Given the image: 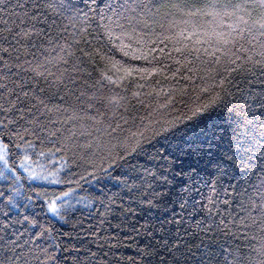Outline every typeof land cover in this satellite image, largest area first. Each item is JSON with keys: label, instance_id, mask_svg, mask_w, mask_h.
Returning a JSON list of instances; mask_svg holds the SVG:
<instances>
[{"label": "trees", "instance_id": "trees-1", "mask_svg": "<svg viewBox=\"0 0 264 264\" xmlns=\"http://www.w3.org/2000/svg\"><path fill=\"white\" fill-rule=\"evenodd\" d=\"M26 2L30 7V0H0V9H11L12 5ZM53 2L58 10L48 9L46 15L49 23L54 19L56 24L46 28L47 35H33L26 41V46L36 44V48L31 49L35 60L32 55L20 61L9 60L0 53L11 66L7 69L0 63V84L7 85L0 88V121L15 120V124H8L12 131L25 127L35 132V135L25 136L32 144L28 147L24 141L6 136L0 125V142L8 145L7 161L17 169L14 174L0 165V171L7 176V179L0 176V193H4L0 196V225L28 216L52 229L51 238L46 235L39 239H33L25 231L26 224H17L14 230L24 233L19 237L20 244L28 241L29 247L39 244L47 248L55 264H173L172 257L160 246L164 233L154 231L152 226L159 228L157 218L170 219L174 210L179 213L177 219L184 217L181 227L192 233L186 238L193 244L203 240L217 251L223 245L233 250L240 248L245 256L250 252L255 256L253 250L258 249L264 235L259 230V209L264 207L261 201L264 194V121L260 119L264 109L259 107L264 76L258 69L250 71L245 66L233 72L231 68L235 65L223 61L216 64L212 57L202 53L199 59L189 54L193 48L208 47L205 41L209 36L200 29L187 40L167 39L186 27L180 23L179 27L169 29L167 20L161 19L170 9L159 6L176 0H139L159 8L154 18L157 23L149 20L148 27L138 26L130 35H122L121 29L114 28L111 41L102 28L108 21L100 17L111 15L105 4L115 7L123 0ZM60 3L70 5V10L59 9ZM77 9L87 13L91 22L82 16L77 19L73 15ZM14 11L19 13L21 9ZM180 19L178 16L177 21ZM212 20L213 17H206L198 22L210 32L214 25L205 21ZM24 27L27 30L28 26ZM37 27L45 25L41 23ZM187 27L191 31V26ZM124 31L131 32L127 27ZM125 52L128 55H124ZM25 59L32 61L33 67L37 61L42 64L37 71L44 76L33 72L24 63ZM17 63L22 67H15ZM105 77H111V81ZM39 89L44 91L41 93ZM34 90L45 100L47 108H32ZM25 92L29 93L28 98L24 97ZM217 94L223 97L222 102L205 113L193 135L203 141L214 133L219 135L221 128L229 136L231 130H235L232 138L242 145L238 149L241 154L222 165L224 174L211 166L201 172L198 193L194 194L199 201L197 211L189 207L181 212L177 204L163 215L161 210H152L151 215L141 213L134 199L135 192L130 193L114 179L94 178L101 175L100 168H107L104 158L108 155L109 141L111 145L117 143L108 133L116 125H120V129L112 135L121 137L129 132L143 131L144 125L150 122L152 127L159 128L160 124L190 115V108L197 103L207 104ZM10 105H15L14 109L5 112ZM184 123L192 125L194 122ZM52 132L56 135H51ZM15 144L22 146L16 148ZM25 155L29 159L23 163L40 169L48 176V182L32 179L20 167ZM191 159L181 157L175 165L176 171L179 172L181 166L187 171L186 165ZM119 175L118 169L112 170L113 177ZM179 187L176 184L177 190ZM13 188L17 192H13ZM65 192L68 196H61ZM36 193L48 195L38 197ZM53 194L60 197L56 212L48 207ZM10 196L19 208L9 204ZM121 207H132L135 211L122 215ZM252 219L257 221L255 225ZM197 222L200 230L196 228ZM31 231L38 233L39 228ZM148 252L151 254H146ZM41 261L52 264L46 256H41Z\"/></svg>", "mask_w": 264, "mask_h": 264}, {"label": "snow or ice", "instance_id": "snow-or-ice-1", "mask_svg": "<svg viewBox=\"0 0 264 264\" xmlns=\"http://www.w3.org/2000/svg\"><path fill=\"white\" fill-rule=\"evenodd\" d=\"M159 7L170 9L161 19L168 22L169 29L179 27L182 23L186 27L180 29L175 36H169L167 39L180 42L177 37L187 40L189 36L196 35L197 29L204 32L209 39L205 41L208 47L193 48L189 54H194L197 59L201 53L205 56L212 57L213 62L220 64L222 61L228 65H235L231 71H236L239 68L247 66L248 70H259L261 76H264V0H241V2L233 3L232 0H176L173 3L161 4ZM19 8V13L14 9ZM58 10L57 4L53 0H30L29 3H17L11 6V9H0V53L8 56L9 60L20 61L22 57L29 55L35 56L31 49L36 48V44L26 46V41L31 40L33 35L37 37L47 35L46 28H51L56 24L53 19L49 23V17L46 15V10ZM59 9L70 10V5L64 3L59 4ZM105 9L111 13L105 17L101 15L100 19H107V23L102 25L103 31L111 41V34L114 28L121 29L122 35H130L134 33L138 26L148 27V21L157 23L154 19L159 14V8L154 4L139 2V0H123L113 7L111 4H105ZM155 9V11H154ZM77 19L83 17L88 21L87 13H81L78 9L73 13ZM3 16H7L4 19ZM181 17L177 21V17ZM113 17L115 19H113ZM213 17L211 22L214 26L210 32L204 29V26L198 21L202 18ZM231 20V23H227ZM89 23L91 21H88ZM44 24L45 27H37V24ZM24 25H27V30ZM191 26V31L187 26ZM129 28L131 32L124 31ZM163 28L164 25L160 24ZM197 43H200L197 41ZM180 51V49H177ZM13 53L16 55L13 57ZM219 54V55H218ZM124 55H128L127 52ZM240 62V63H238ZM0 63L7 69H10L8 61L4 60V56L0 55ZM33 72L38 76H44L43 72L37 69L43 67L38 61L33 67V62L24 60ZM15 67H22L17 63ZM111 81V77H105ZM6 84H0V88H6ZM14 91V89L12 90ZM44 89H39L43 92ZM203 91H207L204 89ZM227 94V93H226ZM25 98H28L29 93H23ZM79 99V98H78ZM120 99H123L122 97ZM31 100L32 108L38 109V106L47 108L45 100L41 99L36 94L35 90L32 93ZM223 97L219 94L213 97L207 104L197 103L189 109L190 115L185 114L183 117H177L171 122L160 124L159 128L152 127V122L144 125L143 131L129 132L126 136H113L112 132L120 129V125H116L108 135L117 141L116 145H111L109 141L108 155L104 158L107 161V168H100V176L94 177L100 180L103 177L114 179L118 184L127 188L128 191L135 192L134 197L141 213L152 214V210H161V215L172 209L173 205H177L181 212H185L191 207L192 211H197L196 205L199 203L195 199L198 193L197 182L201 177V172L205 171L208 166L215 168L221 174H224L222 165L230 163L235 157L240 156L238 149L242 145L238 144L232 137L235 136V130H231L229 136L224 129H219V135L214 133L211 138L205 137L200 141L193 135V130L197 123L203 118L208 110L217 103L222 102ZM19 102V98H18ZM109 103H113L109 100ZM15 105H10L4 109L5 112H10ZM56 107V106H54ZM259 107L264 109V93L259 99ZM31 111V109H29ZM51 111V109H49ZM59 112L60 109L56 108ZM264 121V116L260 117ZM185 121H193L192 125L184 123ZM15 120H8L7 123L0 121L5 129V135L9 138L15 137L17 140L24 141L28 147H32L31 142L25 140L28 134L35 135L34 131L30 132L29 128L21 127L16 131L8 128V124H15ZM31 123V122H30ZM183 124V127H181ZM111 128L112 126L109 125ZM122 131V130H121ZM55 136L56 133L52 132ZM11 142V140H10ZM233 144L236 147H233ZM21 144H15L14 147L20 148ZM3 149H8V145H0ZM181 157H192L187 163V171L185 166L180 167L177 172L175 165ZM29 159L25 155L21 159L20 167L25 171L28 169L24 166V161ZM0 160L5 161V169L11 173H16L17 169L7 161L6 152H0ZM141 160L143 162L141 163ZM203 161V165L201 162ZM118 169L120 175L113 177L112 170ZM0 176H5L4 171H0ZM177 177H180L178 180ZM20 179L19 175L16 180ZM176 184L180 187L177 190ZM17 192L16 188L12 189ZM4 193H0L3 196ZM35 195L47 197V193H36ZM61 196L67 197L68 193H62ZM31 199V197H29ZM60 197L53 194L48 207L51 211L56 212L57 201ZM262 204H264V194L261 195ZM114 204L115 201H111ZM9 204L19 208L20 205L15 204L12 197H9ZM110 211L109 205H105ZM135 209L121 207V214L127 215L134 212ZM260 228L261 233H264V207H260ZM188 215H191L189 213ZM179 213L172 211L171 218H157L159 228L153 225L156 232L164 233L161 236V244L168 255L172 257L173 264H264V235L261 236V243L258 249H254L255 256L250 252L245 256L244 252L237 248H225L220 246L217 251L212 245L205 244L203 240L199 244H193L186 237L191 236L187 229L181 227L184 223V217ZM4 217L8 220V214ZM251 219V217H248ZM243 223V221L241 222ZM257 221L252 219V224ZM24 226L33 239L43 238L46 235L51 238L52 229L41 225L36 218L29 219L28 216H23V219L16 221L8 220L6 224L0 225V264H43L41 256H46L52 264H55V258L48 253L47 248H42L39 244L29 247L30 242L25 244L19 243V237L23 236V232L15 229V225ZM169 225L170 227H165ZM145 227L144 225L141 226ZM244 227H247L245 224ZM39 228V232H33L32 229ZM196 228L200 230L199 222ZM202 231H207L202 229ZM152 235L151 232L148 233ZM214 243V242H213ZM151 247V245H149ZM150 255L151 253H146ZM229 257L231 259L229 260ZM223 258V259H221Z\"/></svg>", "mask_w": 264, "mask_h": 264}, {"label": "rangeland", "instance_id": "rangeland-1", "mask_svg": "<svg viewBox=\"0 0 264 264\" xmlns=\"http://www.w3.org/2000/svg\"><path fill=\"white\" fill-rule=\"evenodd\" d=\"M0 145H3L0 142ZM0 152H6V149H3L2 147H0ZM6 156H7V152H6ZM5 165V161L4 160H0V165ZM24 166L28 169V173L31 176L32 179L37 180V181H41V182H48L49 179L47 178L48 176L44 175L43 172L36 168L33 167L32 165H30L28 162H26L24 164Z\"/></svg>", "mask_w": 264, "mask_h": 264}]
</instances>
